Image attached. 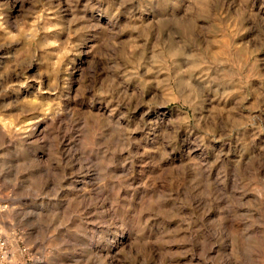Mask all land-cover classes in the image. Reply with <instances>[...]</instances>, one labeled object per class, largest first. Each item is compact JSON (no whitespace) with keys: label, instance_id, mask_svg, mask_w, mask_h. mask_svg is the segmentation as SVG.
<instances>
[{"label":"clouds","instance_id":"9594fccd","mask_svg":"<svg viewBox=\"0 0 264 264\" xmlns=\"http://www.w3.org/2000/svg\"><path fill=\"white\" fill-rule=\"evenodd\" d=\"M0 264H264V0H0Z\"/></svg>","mask_w":264,"mask_h":264}]
</instances>
